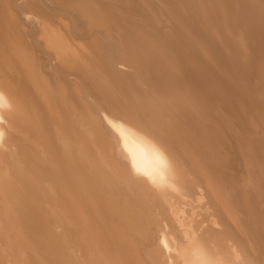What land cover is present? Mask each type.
<instances>
[{"label": "bare ground", "instance_id": "1", "mask_svg": "<svg viewBox=\"0 0 264 264\" xmlns=\"http://www.w3.org/2000/svg\"><path fill=\"white\" fill-rule=\"evenodd\" d=\"M224 216L262 247L264 0H0V264H200L151 221Z\"/></svg>", "mask_w": 264, "mask_h": 264}, {"label": "rangeland", "instance_id": "2", "mask_svg": "<svg viewBox=\"0 0 264 264\" xmlns=\"http://www.w3.org/2000/svg\"><path fill=\"white\" fill-rule=\"evenodd\" d=\"M150 8L147 7L149 10ZM155 220L151 222L157 232H163L165 237L171 239L168 242L172 243L167 249L175 248L179 253L187 254L194 262L201 264L207 258V264H264V228L258 229L259 236L263 239L260 247L256 239L257 227L252 220L248 223H235L224 216L221 220L201 223L198 226L174 221L159 223ZM206 232L215 234H211V238ZM181 239L184 240L183 243L179 241ZM236 240L240 243L236 244Z\"/></svg>", "mask_w": 264, "mask_h": 264}]
</instances>
